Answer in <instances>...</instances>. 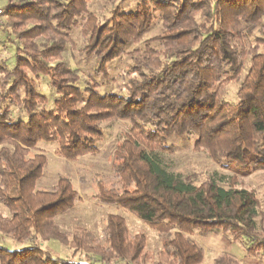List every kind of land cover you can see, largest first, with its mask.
Returning <instances> with one entry per match:
<instances>
[{
    "label": "trees",
    "instance_id": "16d2710c",
    "mask_svg": "<svg viewBox=\"0 0 264 264\" xmlns=\"http://www.w3.org/2000/svg\"><path fill=\"white\" fill-rule=\"evenodd\" d=\"M90 2L0 0V43L14 53L12 65L0 62V204L9 211L0 237L23 245H0V264H149L144 235H132L121 215L106 216L101 238L61 228L57 218L78 200L68 178L36 188L47 164L39 143L73 162L98 154L104 125L117 121L127 129L115 139L112 178L97 181L94 197L161 235L154 264H201L203 249L188 237L198 228L247 243L249 256L263 253L260 202L237 182L264 171V0H136L103 21ZM156 20L159 33L143 39ZM76 29L78 52L94 60L86 80L64 55ZM121 57L131 61L122 87L106 90L94 76L107 82ZM40 78L53 91L51 108ZM236 81V101L225 100L224 87ZM178 141L230 175L174 171L166 159ZM51 241L69 256H54L43 246Z\"/></svg>",
    "mask_w": 264,
    "mask_h": 264
},
{
    "label": "rangeland",
    "instance_id": "374dc122",
    "mask_svg": "<svg viewBox=\"0 0 264 264\" xmlns=\"http://www.w3.org/2000/svg\"><path fill=\"white\" fill-rule=\"evenodd\" d=\"M117 4H119L121 11L128 12L135 8L136 0H127L122 4H120V0H91L88 9L98 17L99 21H103ZM1 23L2 18L0 16V25ZM160 27V22L156 20L143 39L155 36L159 33ZM71 37L75 47L72 48V45L67 46L64 54L65 59L86 80L88 75L93 74V69L95 68L94 60L86 59L78 52L82 43L80 30H74ZM0 40H3L1 33ZM133 48H142V43L129 46V50ZM13 55L11 47H5L3 43H0V62H9V65H12ZM130 63L131 61L127 57H121L109 65L107 82L101 76H94V78L97 82L104 83L105 87L103 86V88L106 90L122 87L123 80L121 75ZM248 65L249 63L246 61L245 71ZM239 82H232L224 87L223 98L225 100L236 101V91ZM37 90L48 99L45 107L51 108L54 94L46 78L39 79ZM126 129L127 123L120 121L104 125L105 139L99 146L98 154L86 155L73 162H68L61 158L56 153L55 144L39 143L37 150L46 155L47 164L43 176L36 183V188L48 190L56 183L59 177L68 178L72 183L73 189L77 192L78 200L70 212L57 218L61 228L70 231L72 227L79 226L93 232L97 238H101L106 216L108 214L121 215L132 235H144L147 263L154 264L156 262V254L161 248V235L139 221L134 215L124 212L116 206L103 205L97 202L94 197L98 192L97 181L100 180L108 184L112 178V152L115 139L120 137L119 135ZM176 145L178 147L177 151L166 159L174 171L180 174L195 173L200 180L214 173L230 175V173L217 167L205 151L194 150L191 142L178 141ZM31 153L34 154L35 152ZM237 183L238 188L254 192L264 213V171H258L248 177L240 178ZM0 215H9V211L1 204ZM188 237L203 249L204 257L201 264H264V252L253 257L247 255L245 250L247 243L233 241L231 236L223 231H201L198 228L193 229L188 234ZM0 245L9 249H20L23 247V245L14 243L7 237H0ZM43 246L56 257H68L70 254L69 250L55 241L45 243Z\"/></svg>",
    "mask_w": 264,
    "mask_h": 264
}]
</instances>
